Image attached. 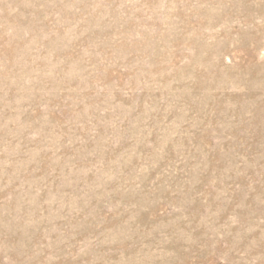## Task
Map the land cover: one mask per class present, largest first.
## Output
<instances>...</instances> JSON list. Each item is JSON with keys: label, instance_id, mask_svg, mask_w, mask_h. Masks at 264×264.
<instances>
[{"label": "rangeland", "instance_id": "obj_1", "mask_svg": "<svg viewBox=\"0 0 264 264\" xmlns=\"http://www.w3.org/2000/svg\"><path fill=\"white\" fill-rule=\"evenodd\" d=\"M0 264H264V0H0Z\"/></svg>", "mask_w": 264, "mask_h": 264}]
</instances>
